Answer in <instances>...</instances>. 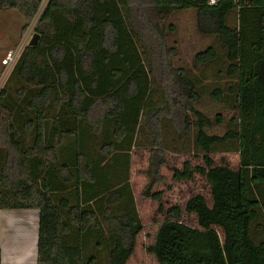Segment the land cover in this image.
<instances>
[{
	"label": "trees",
	"instance_id": "obj_1",
	"mask_svg": "<svg viewBox=\"0 0 264 264\" xmlns=\"http://www.w3.org/2000/svg\"><path fill=\"white\" fill-rule=\"evenodd\" d=\"M41 2L0 0L39 35L0 90V208L38 209L36 264L127 263L143 228L136 146L148 149L142 195L165 217L147 246L159 264H264V0H48L37 16ZM188 9L213 39L196 73L175 66L168 41V19ZM205 97L233 113L207 114ZM166 151L201 156L172 173L209 185L210 204L184 205L197 226L154 190ZM215 152H237L238 168Z\"/></svg>",
	"mask_w": 264,
	"mask_h": 264
},
{
	"label": "rangeland",
	"instance_id": "obj_2",
	"mask_svg": "<svg viewBox=\"0 0 264 264\" xmlns=\"http://www.w3.org/2000/svg\"><path fill=\"white\" fill-rule=\"evenodd\" d=\"M42 9L40 6L39 11ZM15 16L4 17L0 12V38L1 43L10 44L17 38L21 24L24 19L18 15L16 10H12ZM36 19V18H35ZM35 19L28 25L32 27ZM168 22L174 28L169 34V46H173L175 55L173 60L176 67L191 69L193 73L199 72L198 66L193 63L195 52L213 43L211 37L201 36L195 29L194 11L191 9L174 13ZM199 108L209 115L221 112L226 118L233 113L230 106L211 101L208 97L202 99L198 104ZM225 126L220 125L214 128V132L222 134ZM148 149L144 146H136L131 152V166L129 177L132 183L136 208L142 223V230L137 235L131 256L126 264H159L155 256L147 250V246L154 243L158 227L165 220L164 214L158 212L159 202L142 195V190L147 182L144 169L147 166ZM215 164L225 163L232 169H237L239 165V155L237 152H215L211 154ZM166 163L161 167V173L165 180L155 186L154 190L161 192V202L164 207L179 205L182 209L181 221L191 226H197L194 214L187 213L184 205L187 199L196 194L205 197L208 204L211 202L209 185L204 176L197 172L190 180H175L172 177L174 168H181L184 161H189L192 166L202 165L200 155L194 156L192 153H174L166 151ZM221 236L222 233L220 232Z\"/></svg>",
	"mask_w": 264,
	"mask_h": 264
},
{
	"label": "crops",
	"instance_id": "obj_3",
	"mask_svg": "<svg viewBox=\"0 0 264 264\" xmlns=\"http://www.w3.org/2000/svg\"><path fill=\"white\" fill-rule=\"evenodd\" d=\"M12 10L14 9L0 10V12L4 17H13L15 15ZM17 14L20 15L19 12ZM24 24L25 19L12 44L11 41L0 44V73L1 59L8 49L17 44ZM129 181L133 191L130 177ZM133 195H135L134 191ZM38 220L39 211L36 208H0V264H36Z\"/></svg>",
	"mask_w": 264,
	"mask_h": 264
},
{
	"label": "built area",
	"instance_id": "obj_4",
	"mask_svg": "<svg viewBox=\"0 0 264 264\" xmlns=\"http://www.w3.org/2000/svg\"><path fill=\"white\" fill-rule=\"evenodd\" d=\"M220 0H207L209 5H215L219 2ZM48 0H42L41 5L42 9L38 12L37 16L40 14V12L44 9L45 5L47 4ZM35 23V22H34ZM34 25V24H33ZM33 35V26L32 27H27L20 35L19 40L17 44L8 49L2 59H1V65H2V70L0 73V90L4 86L7 78L9 77L11 71L13 70L23 48L28 45L29 40L31 39Z\"/></svg>",
	"mask_w": 264,
	"mask_h": 264
},
{
	"label": "water",
	"instance_id": "obj_5",
	"mask_svg": "<svg viewBox=\"0 0 264 264\" xmlns=\"http://www.w3.org/2000/svg\"><path fill=\"white\" fill-rule=\"evenodd\" d=\"M250 1V0H247ZM39 40V35L37 33H33L31 39L28 42V45L33 46L36 45Z\"/></svg>",
	"mask_w": 264,
	"mask_h": 264
}]
</instances>
